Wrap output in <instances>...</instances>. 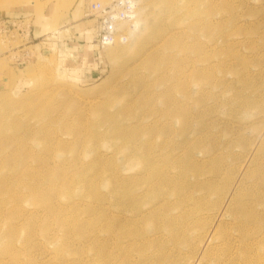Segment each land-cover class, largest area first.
<instances>
[{
  "label": "rangeland",
  "instance_id": "1",
  "mask_svg": "<svg viewBox=\"0 0 264 264\" xmlns=\"http://www.w3.org/2000/svg\"><path fill=\"white\" fill-rule=\"evenodd\" d=\"M98 1L0 17L90 41ZM134 2L153 17L117 61L1 20L0 264H264V0Z\"/></svg>",
  "mask_w": 264,
  "mask_h": 264
},
{
  "label": "built area",
  "instance_id": "2",
  "mask_svg": "<svg viewBox=\"0 0 264 264\" xmlns=\"http://www.w3.org/2000/svg\"><path fill=\"white\" fill-rule=\"evenodd\" d=\"M135 8L136 3L134 0H108L105 4L100 2H89L88 5L83 8V16L79 22L81 25H84L83 32H81V35L77 33L75 37H85V34H89L91 49H103L107 47L104 44H113L118 36L125 40L126 36L123 35V30L126 29L133 20ZM1 20L2 19H0V27ZM2 22L3 25H9L8 19L2 20ZM24 22L25 19L17 20L16 23L19 27L18 33L21 36L31 37L30 26H25ZM68 29H70L69 26ZM2 31H4V29ZM58 34L59 31L53 34L49 33L41 38L40 41L47 42V39L56 40L55 38Z\"/></svg>",
  "mask_w": 264,
  "mask_h": 264
},
{
  "label": "bare ground",
  "instance_id": "3",
  "mask_svg": "<svg viewBox=\"0 0 264 264\" xmlns=\"http://www.w3.org/2000/svg\"><path fill=\"white\" fill-rule=\"evenodd\" d=\"M107 1L108 0H99L98 2H100V3H103V4H105V3H107ZM160 2L158 3V2H156V3H158V5H157V7L158 6H160L162 3H164V4H169L168 3V1L167 0H159ZM155 4V3H154ZM156 7V8H157ZM170 7V6H169ZM148 8V7H147ZM159 8V7H158ZM150 9H152V7L150 8ZM161 9V8H160ZM148 10V9H147ZM164 13H165V11H163ZM135 16H134V18H133V20L131 21V23L127 26V30H129V31H132L133 33L137 30V28H140V27H142V26H146L147 25V23H148V21H149V19H150V17L152 16H146V14H145V12L144 11H142L141 10V12L140 13H138V15H137V17H136V13L134 14ZM33 16V15H32ZM153 17V16H152ZM126 30V29H125ZM54 32H57V31H54ZM125 31H123V33H124ZM150 31L147 29V27L143 30V33L146 35L147 33H149ZM126 33V32H125ZM128 34V33H127ZM127 34H125V40L123 39V38H121V37H117L116 38V40H115V42L113 43V44H110V45H108V43H106V44H104L105 46H107V47H104L103 49H100L101 50V52H102V54L104 53V54H106L112 61H117L118 59H119V57H121V56H123V55H125V54H128L129 53V50H131L133 47H135L136 45H139V33H135V35H133V36H131V35H129V36H131V38H127ZM124 35V34H123ZM124 41H127V42H124ZM125 43V44H124ZM163 44V43H162ZM159 79V78H158ZM170 90H171V88L170 87H165L164 89H163V91L164 92H166V93H169L170 92ZM0 101L2 102V100H1V97H0ZM109 115V114H108ZM112 115V114H111ZM110 116V115H109ZM134 124V126L133 127H131L132 129H130V130H126V132H128L129 134L130 133H137L138 132V130H139V120L137 121V122H135V123H133ZM92 132H93V136H95V133H94V131L92 130ZM124 133V132H123ZM95 138H96V136H95ZM105 137L103 136L102 138H101V140L102 139H104ZM91 147L93 148L94 147V143H93V140L91 141ZM129 159H134V161L136 160V158H132V156L131 157H129ZM228 203H229V206L230 207H232V205H233V201L231 200L230 201V199H229V201H228ZM142 243H144V242H142Z\"/></svg>",
  "mask_w": 264,
  "mask_h": 264
},
{
  "label": "crops",
  "instance_id": "4",
  "mask_svg": "<svg viewBox=\"0 0 264 264\" xmlns=\"http://www.w3.org/2000/svg\"><path fill=\"white\" fill-rule=\"evenodd\" d=\"M0 19H8V20H19V19H27V15H15V17L11 16H1ZM50 32L45 31L44 27H34L32 26L31 29V40L33 41H39L40 48L41 49H75V55L73 58L77 61L76 64H92L91 59V46L89 45V41H87L85 38L83 39H77L76 41H71L70 43H61V41L58 40H49L47 42H41L40 39L45 37ZM73 62V61H72Z\"/></svg>",
  "mask_w": 264,
  "mask_h": 264
}]
</instances>
